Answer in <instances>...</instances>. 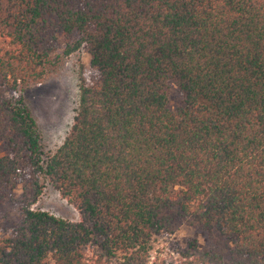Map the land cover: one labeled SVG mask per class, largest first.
Segmentation results:
<instances>
[{
    "label": "trees",
    "instance_id": "trees-1",
    "mask_svg": "<svg viewBox=\"0 0 264 264\" xmlns=\"http://www.w3.org/2000/svg\"><path fill=\"white\" fill-rule=\"evenodd\" d=\"M58 38L88 67L46 149L21 91ZM0 150V264H148L177 224L183 264H264V0H0Z\"/></svg>",
    "mask_w": 264,
    "mask_h": 264
},
{
    "label": "rangeland",
    "instance_id": "rangeland-1",
    "mask_svg": "<svg viewBox=\"0 0 264 264\" xmlns=\"http://www.w3.org/2000/svg\"><path fill=\"white\" fill-rule=\"evenodd\" d=\"M62 44L63 41L58 38L52 50V55L60 59L55 71L46 80L28 85L21 91L23 100L43 136L46 149H53L59 144L69 124L76 98L77 64L88 67V55L83 48L62 55ZM167 92V106L173 108L180 102V93L172 82H168ZM18 192L17 188L14 194L17 195ZM32 207L65 219H77L76 210L66 204L50 187L43 189ZM191 237L202 240L199 233L183 224H177L170 233L154 236L150 242L148 264L154 259L164 263L183 264V248Z\"/></svg>",
    "mask_w": 264,
    "mask_h": 264
}]
</instances>
